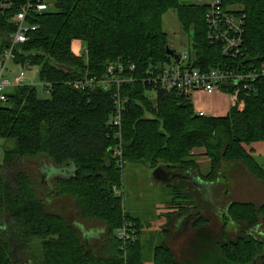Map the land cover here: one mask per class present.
Masks as SVG:
<instances>
[{"label":"trees","instance_id":"1","mask_svg":"<svg viewBox=\"0 0 264 264\" xmlns=\"http://www.w3.org/2000/svg\"><path fill=\"white\" fill-rule=\"evenodd\" d=\"M30 1L49 7L39 12L34 5L30 11L28 24L37 28L17 46L13 63L38 67L50 96L41 98L37 86L21 84L0 103V138L15 142L0 164V225L6 229L0 231V264H144L140 219L128 215L122 195L114 190L123 187L116 148H121L125 163L189 171L212 183L239 164L264 186V166L254 156L255 145L264 143L263 76L223 86L224 92L237 97L228 115L218 118L197 114L190 95L161 89L148 73L173 62L163 29V16L171 9L191 37V67L208 71L227 64L243 74L260 72L264 0H221L224 7L245 15L243 53L233 59L222 54L220 43L208 39L207 4L8 0L9 6L0 7V56L10 47L17 27L14 17ZM75 41L83 42L85 54L73 51ZM119 64L125 67L115 73V79H124L120 86L113 82L105 90L101 83L86 89L73 85L85 74L105 80L108 67ZM246 82L256 91L244 89ZM118 90L126 99L120 128L111 125L116 115L113 94ZM196 148H205L211 161L206 174L194 156ZM50 163L67 176L52 182L43 179ZM168 185L172 226L164 228L166 240L155 247L154 264H191L178 259L173 245L179 242L170 236L179 220L206 206L196 199L191 183L176 180ZM223 218L221 239L216 249L204 248L202 261L264 264V204L233 201ZM77 223L97 229L101 236L88 239ZM210 223L214 222L208 214H202L190 229L200 235L205 231L202 226ZM124 227L134 231L125 246L116 234ZM230 229L234 239L229 238ZM205 240L198 245L203 248ZM211 252L216 253V262Z\"/></svg>","mask_w":264,"mask_h":264},{"label":"rangeland","instance_id":"2","mask_svg":"<svg viewBox=\"0 0 264 264\" xmlns=\"http://www.w3.org/2000/svg\"><path fill=\"white\" fill-rule=\"evenodd\" d=\"M181 3L190 4L196 3L197 0H179ZM163 29L166 32L169 40V45L176 50L179 54L187 51L191 52L192 48L189 41V36L183 30V26L179 20L177 12L174 9L169 10L163 16ZM73 51L78 55H83L86 52V47L81 41H75L72 45ZM173 62L175 60L173 59ZM16 71L19 73L23 71L24 73V83L23 84H32L37 86L38 94L41 98H48L50 93L48 89L40 81L39 68L38 67H23L20 65H16ZM12 89V88H10ZM10 89L7 92H10ZM154 97V95H152ZM14 140H6L0 138V164H3L5 159V151L7 148H11L14 146ZM256 151L254 152L255 158L264 166V143H258L255 145ZM194 156L196 157L197 162L199 163L200 170L206 174L209 172L211 168V161L206 156L205 148H196L193 150ZM118 164L121 168H123V187L122 189L114 188L117 195H122L124 201L125 211L129 216L140 219V226L142 228V236L141 240L144 245L145 252V262L144 264H154V250L155 247L161 244L164 240H166V234H164V228L169 230L171 228L170 219L168 214L172 211L170 208V199H171V186L169 183L160 181L155 179L153 176V170L146 164H137L133 162H126L122 158H118ZM47 168V179L52 182L57 177H66L67 175L63 173L61 167L55 166L53 163H50ZM232 169H228L226 173H223L226 177L223 179L225 184H229V182L233 186L239 187L238 196L241 198L242 196L246 199L242 200L245 202H251L249 198H252L254 194H256L257 189L255 190V186L253 181H248V178L239 173V179L234 180L232 177L235 175H231L233 172ZM237 171V170H236ZM44 174V173H43ZM232 177H231V176ZM45 179V177H43ZM177 181H180L179 179ZM184 183L185 180H181ZM259 181V180H258ZM249 183V185H248ZM262 186L263 184L260 183ZM193 187V186H192ZM195 189V187H193ZM195 197L199 198V203H203L207 206V213L209 220H213V224H205L202 226L203 231L200 235H192L188 238V240L184 241V243H177L174 246V251L178 259L182 262L190 260L191 264H206L202 260L205 261L204 248L207 250L216 249L215 243L217 240L221 239V226L225 221L221 219L220 209L226 207L225 204L220 202V193L217 190H210L209 193L200 194L195 191ZM258 193V192H257ZM222 197V196H221ZM235 197V196H234ZM223 198V197H222ZM221 198V199H222ZM233 198V196L231 197ZM230 199V198H229ZM260 205V202L256 203ZM169 224L171 226H169ZM173 224V223H172ZM82 233L90 240L95 239L96 237L101 236V232L99 233L97 229H92L87 227L84 224H76ZM210 230V231H209ZM227 230V228H226ZM231 233H229V238H232L235 234L233 229H230ZM233 232V233H232ZM214 235H210V234ZM118 236L119 230L116 231ZM169 234V233H168ZM209 234V235H208ZM209 236V237H208ZM169 238V236H167ZM167 238V240H168ZM172 238V236H170ZM202 239L206 242L204 246H199L198 243L201 242L203 245ZM196 242L197 244H191ZM170 243L172 241L170 240ZM211 259L213 262H216L218 258H216V253L213 254L211 252ZM126 257V256H125ZM258 262H261L258 260ZM259 264V263H258Z\"/></svg>","mask_w":264,"mask_h":264},{"label":"built area","instance_id":"3","mask_svg":"<svg viewBox=\"0 0 264 264\" xmlns=\"http://www.w3.org/2000/svg\"><path fill=\"white\" fill-rule=\"evenodd\" d=\"M197 3L208 5L206 23L209 28V41L211 43H220L222 45V54L227 58L233 59L242 55L245 15L235 12L234 8L224 7L221 0H197ZM34 5L30 1L14 17L17 27L10 35V47L5 49L0 56V103L7 101V90L24 83L23 71L12 75L11 65L15 60V49L17 46L26 42L28 33L37 28L36 25L28 24V17L30 11L34 9ZM7 6H9L8 0H0V7ZM48 7L49 4L43 1L37 2L35 5V9L39 12L47 10ZM188 36L191 45L192 40L189 34ZM180 56V62H172L157 72L149 70L148 73L154 75L150 77V81L165 91L191 95L195 91H204L212 94L216 91H224L222 87L230 82L239 84L248 79L264 77V64H262L260 72L254 70L248 74L239 73L235 68L227 66V64L214 67L208 71H202L190 66V52L185 51ZM134 68L135 65H131L130 69L133 70ZM124 70L125 67L121 64L110 65L108 67L109 78L99 80L95 76L85 74L76 80L73 85L76 89H86L101 83L103 88L108 90L113 82L120 86L124 79H115V73H122ZM243 87L246 90L256 91L254 85L247 82ZM233 96L235 99L237 93H234ZM113 98L116 104V115L112 118L111 125L120 128L126 99L122 97L119 90L113 94ZM199 115L206 116L204 112H200ZM114 155L122 158L121 148H116ZM133 234V230L130 232L124 227L119 229L118 237L125 246L128 240L132 239Z\"/></svg>","mask_w":264,"mask_h":264},{"label":"crops","instance_id":"4","mask_svg":"<svg viewBox=\"0 0 264 264\" xmlns=\"http://www.w3.org/2000/svg\"><path fill=\"white\" fill-rule=\"evenodd\" d=\"M16 65L14 63H12L11 65V70H12V75H14L15 73H17L16 69H15ZM13 89V88H12ZM10 89V91L12 90ZM190 99L192 101L193 104V108L194 111L199 114L200 112H204L206 116L208 117H218V118H223L226 117L233 105L234 102V96L226 93L224 91H216L212 94H208L204 91H195L190 95ZM232 168L236 169L237 172L238 171H243V173L246 175V177L248 178V181H253L254 186H255V190L257 189L256 194L253 195L252 198H249L251 202L257 203L260 202V204L264 203V186H262L260 183V181H258L253 175H251L249 173V171L243 167L242 165H231ZM193 175L200 177L196 174L193 173ZM226 176L223 175V173L220 175L219 179L222 180L224 179ZM201 178V177H200ZM234 178V177H232ZM202 179V178H201ZM218 183H212L211 185L207 186L209 190H212L215 188V185ZM193 185V184H192ZM249 185V183H248ZM225 191H227L226 189H224V193ZM231 192V190H230ZM234 194V193H233ZM236 195V193H235ZM234 195V196H235ZM232 197V196H230ZM246 199L245 197H233V198H227L226 201V207H225V212L227 210L228 205L232 202V201H236V200H244ZM178 228L175 227L173 230V242H179V243H184V241L188 240V238L190 236L193 235L194 231H192L191 229H187L186 231H182V232H178Z\"/></svg>","mask_w":264,"mask_h":264},{"label":"water","instance_id":"5","mask_svg":"<svg viewBox=\"0 0 264 264\" xmlns=\"http://www.w3.org/2000/svg\"><path fill=\"white\" fill-rule=\"evenodd\" d=\"M167 53L177 62L181 61V56L178 52H176L170 45L167 46ZM47 173H44L43 177L47 178ZM153 176L155 179L166 182L172 183L176 180H185L195 187V189L204 196L210 192L207 186L211 185L212 182L205 181L200 177L193 175V172H178V171H167L163 167H157L153 170ZM202 214L207 213V206L197 212H191L188 215L184 216L181 220H179L176 224L178 228V232L186 231L190 229L192 222L198 218ZM177 232V233H178Z\"/></svg>","mask_w":264,"mask_h":264},{"label":"flooded vegetation","instance_id":"6","mask_svg":"<svg viewBox=\"0 0 264 264\" xmlns=\"http://www.w3.org/2000/svg\"><path fill=\"white\" fill-rule=\"evenodd\" d=\"M239 173L240 174H242L243 176H245V174L243 173V171H236V170H234V172L231 174L232 176L233 175H235V176H233L234 178V180L236 179V180H238L239 179ZM230 175V176H231ZM231 176V177H232ZM224 180L222 179V180H220V179H218V183L215 185V188H214V190H218L219 191V193H220V197H219V199H220V202H222L223 204H225V202H226V199L227 198H231L230 196H233L234 197V195H235V193H236V195H235V197L236 196H238V192H239V187H237V186H233L230 182H229V184H225L224 182H223ZM224 189H226L227 191H225V193L223 192L224 191ZM230 190H231V192H230ZM234 193V194H233ZM223 198H222V197ZM222 198V199H221ZM236 201H241V200H236ZM233 202V201H232ZM264 204V203H263ZM221 210V212H223L222 214H220V216H221V219L223 220L224 218H223V216L226 214V213H224L225 212V208H223V209H220ZM227 211V210H226ZM0 231H6V229L4 228V227H2L1 225H0Z\"/></svg>","mask_w":264,"mask_h":264}]
</instances>
